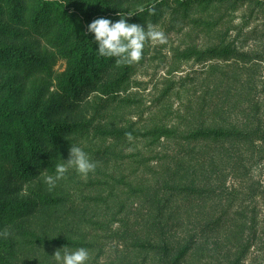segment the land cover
Segmentation results:
<instances>
[{"label": "rangeland", "instance_id": "obj_1", "mask_svg": "<svg viewBox=\"0 0 264 264\" xmlns=\"http://www.w3.org/2000/svg\"><path fill=\"white\" fill-rule=\"evenodd\" d=\"M78 1L108 10L95 18L113 20L118 11L144 5L130 22L153 24L166 42H146L132 64L91 59L87 80L63 92L67 60L52 38L63 23H75L68 47L80 39L86 27L69 14L74 8L63 14L53 0H0V63L6 66L0 64V106L66 126L58 129L61 149L50 152L51 165L36 167L32 179L23 181L12 161L0 159L8 199L37 193L59 199L0 227L11 233L0 238V264H19L22 256L28 257L23 264H55L50 254L63 245L37 241L50 240L45 234L86 244L88 264H159L162 249L155 244L170 246L173 255L188 239L207 243L200 260L184 264H224L227 239L242 227L249 236L241 264H264V0ZM41 4L50 18L34 32L31 17ZM20 50L47 61L50 73L10 68ZM238 57L243 70H236ZM256 101L262 138L254 137V150L242 142L182 138L216 116L217 106L243 124ZM14 126L1 124L7 131ZM70 143L83 147L97 167L87 177L69 170L49 191L42 177L54 172L61 156L67 159ZM178 185L202 193L174 191ZM215 219L228 224L218 234L206 229Z\"/></svg>", "mask_w": 264, "mask_h": 264}, {"label": "trees", "instance_id": "obj_2", "mask_svg": "<svg viewBox=\"0 0 264 264\" xmlns=\"http://www.w3.org/2000/svg\"><path fill=\"white\" fill-rule=\"evenodd\" d=\"M53 2L63 7V14H67L69 6H72L74 9L72 12L70 11L69 14H77L73 15L74 21L80 24V27L83 29L87 26L88 22L96 17V15L100 13H106L108 11L102 10L101 7L96 4H86L78 0H53ZM49 10L50 9L45 7L43 4L38 7L36 12L31 17V31L35 32L39 28L38 26L40 21H46L48 18H50ZM74 26L75 23L72 25L63 23L58 33L52 38V41L55 44L64 47V55L67 60V69L59 82V89L63 92L71 93L76 90L75 83L87 80L86 72L93 69V65L90 63V60L96 58L98 61H101L102 58L97 54L96 44L91 39V34H88V36L85 37L83 33L77 42L71 44V46L68 47L72 39L70 36H72ZM240 61L242 60H240L239 57L235 61L237 63L236 70H243L246 68L244 66H238ZM3 64L4 63L1 65ZM7 65L13 70H21L23 69L22 67L26 66V71H29L30 67L34 66L36 71L41 70L47 74L50 73V67L47 64V61L36 56H29L21 50L18 51V54L15 58L9 59V63ZM3 67L6 68L5 64ZM25 73L26 75H29V73ZM228 90L231 91L230 88H228ZM232 91H234V88H232ZM228 92L226 94H228ZM238 95L240 97V94ZM259 103V101L251 103L249 111L247 110L245 123L240 125L238 122L239 120L232 119L229 116L230 112L223 114V107L217 106L214 108V114L216 116H220L218 119L214 118L216 116H212L206 120L205 123L200 124V126L193 133L182 136V138H196L202 141L209 140L214 142L223 141L221 144L229 141L236 143L242 142L246 148L252 151L256 148L254 145V137H257L258 135L262 138L261 128L259 127L261 124V118L259 117L260 109L258 108ZM38 119L39 118L28 114L25 110L4 107L2 105L0 106V159L12 161L14 166H17L18 175L23 181L26 179H32L34 177L36 167L42 165H51V162L48 159V157L51 155L50 152H43L46 151L47 146L50 143H53V148L61 149L58 144L61 142V140H58L56 136L58 129L65 128L66 126L51 125L50 123H46ZM7 121L15 124L14 130L11 128L7 131L1 127V124L6 123ZM71 126L75 125L70 124V127ZM262 132L264 139V131ZM222 149L227 151L224 148ZM225 156L227 159H229L228 153H225ZM175 188L176 189L174 191L178 192H181V190H186L188 192L190 191L191 193L197 191L202 193L200 190H189V188H184L180 185L175 186ZM58 200V198H48L46 195L39 193L35 194L33 199H8L5 188L0 187V227L5 228L12 227V225H17L15 224L17 220H21L22 218L28 216V214H32L40 206L44 207L46 205H56ZM243 222L246 225H252V221L248 219H244ZM158 225L164 229V224ZM227 225L228 224L226 221L220 222V219H215L214 221L207 223L206 229L210 232L218 234L220 228ZM3 228H0V230ZM242 229L243 227L240 229V233L239 229H236V233L232 232L228 239L226 238L227 241H229L228 246L231 247L224 250V264H241L243 262L246 252L248 251L247 239H245L244 234L247 237L249 235L247 232L243 234L242 231L244 230ZM248 230L250 231L251 227H249ZM37 241L40 243L54 244L56 246L67 244L72 247H80L86 245L78 240H68L61 238L50 239L47 241L37 238ZM187 241H189L186 242L188 244L181 246L182 248L173 255L170 254V246L164 247L161 246V244H155L154 250L162 249V251H160L161 259L158 263L184 264L183 262L189 260H191L190 262L200 260L199 258L200 253L203 250V245L207 242L204 241V243H198L196 239H188ZM170 261L171 263H169Z\"/></svg>", "mask_w": 264, "mask_h": 264}, {"label": "clouds", "instance_id": "obj_3", "mask_svg": "<svg viewBox=\"0 0 264 264\" xmlns=\"http://www.w3.org/2000/svg\"><path fill=\"white\" fill-rule=\"evenodd\" d=\"M144 11L145 6L140 5L136 11H128L123 14L118 11L116 15L119 19L116 20L104 16L97 17L88 22L84 35L87 37L88 34H92L91 39L96 44V51L99 56L115 58L117 65L138 62L142 58L146 42H166L164 32L153 24L130 22V17ZM154 11L155 9L152 6L147 8L149 14H153ZM52 149L53 143H50L46 151L43 152H51ZM96 167V161L91 159L89 153L83 147L79 144L70 143L67 159L61 156V159L55 164L54 172L44 174L42 180L47 185L48 190L52 191L58 182L66 177L69 170H75L81 177H87L89 173L95 171ZM10 235L8 229L0 230V238L6 239ZM58 235L52 234L49 236L45 234L49 239ZM50 255L53 257L55 264H88L90 258L88 248L83 246L73 248L67 244L57 248ZM26 257L22 256L19 264H23ZM33 257L38 258L37 256Z\"/></svg>", "mask_w": 264, "mask_h": 264}]
</instances>
